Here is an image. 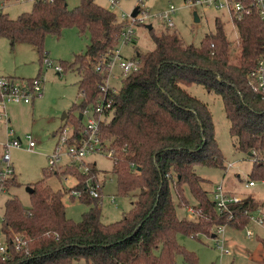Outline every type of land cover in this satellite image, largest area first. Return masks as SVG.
Masks as SVG:
<instances>
[{"label": "trees", "instance_id": "1", "mask_svg": "<svg viewBox=\"0 0 264 264\" xmlns=\"http://www.w3.org/2000/svg\"><path fill=\"white\" fill-rule=\"evenodd\" d=\"M234 23L240 44L238 64H228L227 42L216 21L214 33L205 36L197 48L182 45L172 34L151 35L152 51L133 57L140 63L139 70L124 79L119 91L106 94L112 101V114L100 124L99 138L113 151L112 172L118 191L134 197L130 214L105 226L100 222L99 201L84 196L79 200L91 208L80 222H72L65 216L63 194L36 184L28 188L29 209L13 198L3 208L2 230L8 236L23 235L29 241V255L12 253L9 261L0 264H71L80 260L86 264H171L180 251L176 234L206 235L211 226L224 223L225 216L215 213L199 187L202 180L193 172L196 165L221 166L210 115L204 104L180 87L196 84L220 97L233 147L252 160L249 180L263 181L264 100L245 84V74L261 51V24L255 14ZM65 28L89 34L85 55L76 58L82 101L73 109H93L103 97L100 88L107 77V71L96 67L107 66V55L116 47L122 28L113 13L94 0H80L74 9L65 0H55L33 3L30 13L14 20L0 17V37L11 45L28 43L40 54L45 36ZM79 121L74 119L71 124L75 138L82 128ZM97 172L91 164L87 177L93 184ZM73 174L80 179L81 188L86 176L75 170ZM11 185H15L14 177L6 181L5 190ZM184 189L195 202L194 208L200 210L195 222L175 214L176 207L187 204ZM258 206L250 197L232 204L229 209L234 218L227 226L237 222L244 226Z\"/></svg>", "mask_w": 264, "mask_h": 264}, {"label": "rangeland", "instance_id": "2", "mask_svg": "<svg viewBox=\"0 0 264 264\" xmlns=\"http://www.w3.org/2000/svg\"><path fill=\"white\" fill-rule=\"evenodd\" d=\"M69 9H74L80 4V0H65ZM99 7L113 13L116 19L119 15H130L133 8H137V19L140 24L132 28L133 39L131 43H119L118 50L122 59L130 60L135 53L145 54L153 49L151 35L162 33L175 35L182 45L197 48L203 38L214 33V22L221 27V31L227 42L228 59L230 65H236L240 61V44L235 25L233 26L228 18L219 11L212 8L205 9L199 5L187 4V0H145L141 9L138 8L137 0H117L115 6L111 7L107 0H94ZM168 6L174 8L169 14L172 23L171 28H166L158 16ZM33 3L19 2L16 0H0L2 15L11 20L17 19L22 14L32 11ZM144 12V14H140ZM195 13L197 22H193L192 13ZM1 15V16H2ZM147 26L151 30L148 31ZM89 34H79L76 28H65L59 34L46 35L43 41V52L40 54L35 47L28 43L16 42L14 45L5 37H0V77H13L15 79L28 80L40 76L43 80V96L35 100L32 106L24 104L9 103L6 106L8 122L0 121V147L8 141V131H11L22 146L10 149V165L13 169L15 185L7 188L0 198V209L3 211L4 203L8 199L19 201L23 209H29L30 196L28 188L41 184L54 192L60 191L62 204L64 205L65 216L72 222H80L82 215L91 208L86 203L73 198L69 189L76 187V167L65 166L70 162L66 154L67 146L59 139L60 130L74 124V119L79 120L83 109H73L74 105L80 104L82 96L79 94L78 82L80 75L77 71L76 58L86 53L89 44ZM45 56L53 65L65 66L62 74L58 75L53 68H48L42 62ZM62 67V66H61ZM124 75L114 61L107 79V86L119 91L124 81ZM188 96L204 104L209 112L213 140L221 156L220 167L194 166L193 172L200 180L199 187L205 192L208 201H211V192L216 185L225 188V184L233 187L237 195L254 196L256 204H260L252 214L262 217L264 221V183L254 181V186L244 188L243 184L248 178L252 160L243 153L235 150L234 138L229 136V123L225 118L222 102L218 95L205 91L201 86L190 84L180 87ZM88 109V108H86ZM63 114L66 115L62 119ZM67 115H70L69 117ZM110 117V116H109ZM86 117L83 118L85 121ZM108 119L104 120L107 122ZM56 132V133H55ZM55 133V136L53 134ZM25 136H30L35 145L29 151L26 149ZM108 145L105 152L96 153L90 156L86 162L89 165H96L97 181L100 183V222L105 226L115 224L124 216L130 214L134 197L123 195L118 191L117 177L112 172L113 160L107 155ZM59 154L57 162L50 171L48 156ZM85 161L75 163L78 166H86ZM231 164L230 168L226 166ZM58 167L60 171L57 172ZM81 173V172H79ZM82 181L92 180L87 177ZM132 175L135 176L132 172ZM62 176H65L63 178ZM80 181V179H78ZM77 180V181H78ZM78 181V182H79ZM264 181V180H263ZM226 186V187H228ZM226 189V188H225ZM172 201L175 203V196L169 188ZM187 202L186 206L176 207L175 214L178 218H186L190 221H197V216L187 218L186 208L195 206V202L183 190ZM244 230H235L224 227L222 234L213 238L214 226L210 227L208 234H198L196 237L190 235L176 234L175 242L179 248L172 257L171 264H264V249L261 242L264 241V228L252 220ZM238 222L231 225L237 226ZM251 235L246 237L245 231ZM210 233V236H209ZM215 240L221 244L216 245ZM221 247V250L219 249ZM227 253H222L223 250ZM189 254L192 261L185 259L182 253ZM71 264H86L84 260Z\"/></svg>", "mask_w": 264, "mask_h": 264}, {"label": "built area", "instance_id": "3", "mask_svg": "<svg viewBox=\"0 0 264 264\" xmlns=\"http://www.w3.org/2000/svg\"><path fill=\"white\" fill-rule=\"evenodd\" d=\"M19 2H42V3H53L55 0H16ZM111 7L115 6L117 0H107ZM145 0H137L138 8L142 6ZM187 4L199 5L202 8L209 9L212 8L215 11L221 12L228 18L229 22L234 26L235 19L238 20L242 16H250L255 14L257 19L261 24V31L263 36V43L261 51L254 61L253 66L245 74V84L250 90V92L257 96L259 99L264 100V0H187ZM174 8L168 6V8L158 16V19L162 21L166 28H171L172 23L169 19V14L173 13ZM144 14V12L140 13ZM0 9V17H1ZM138 14L135 17H130V15L124 14L123 12L119 15L118 21L122 24L117 35V44L114 49L108 53V64L103 67L100 64L96 67L97 71H107V77L103 81V85L100 90L103 93V97L95 108H88L82 111L80 115V125L81 130L78 132L77 138H75V133L73 127H69L70 132L67 133L66 127L60 130L59 139L62 143L66 144L67 152L66 154L70 157V162L65 166L76 167L77 172L84 173L89 172V163L86 160L93 154H100L105 152V144L100 141L99 129L100 124L104 120L109 119L112 114V101L106 99V94L108 92L116 93V91L110 89L107 86V79L110 73V69L114 63L117 62L118 67L122 71L123 77L126 78L130 74L136 73L140 68V63L135 59L130 60L122 59L120 52L118 50V44L121 42L123 44L131 43L133 39L132 28L137 24H140V19H137ZM42 62L48 68H53L56 74L60 75L63 72V68L60 65H53L50 60L45 56L42 57ZM43 96V80L40 76L36 78L28 79L26 81L21 79H15L13 77H0V121L8 122L6 106L9 103L12 104H30L33 99H39ZM86 117L85 121L83 118ZM26 149L31 150L35 143L30 136H25ZM22 143L14 137L11 131H8V141L0 147V198L6 192L5 183L7 180L14 177L13 169L10 165V149L20 148ZM107 155L114 161L113 151L109 149L106 151ZM59 154L54 153L48 156V164L50 166V171L53 172L52 167L57 162ZM85 161L86 166H76L75 163H80ZM231 167V164L226 166ZM60 167H58L57 172H59ZM67 180L65 176H62ZM165 179H169L168 175H165ZM264 181H261L263 183ZM76 187L69 189V194L75 199H81L84 196H88L92 199L100 201V183L91 182V180H86L79 186V182L76 180ZM245 187L254 186L253 181H247L244 185ZM242 199L236 196H228L222 189L221 185H216L211 192V202L213 203V209L217 215H224L225 221L223 224L215 226L213 231V238L217 239V235L222 234L224 227L233 220L234 215L230 211L232 204L240 202ZM199 208L194 207L186 208L187 218H192L199 215ZM248 220H252L258 225H262L264 228V221L259 214L250 213ZM4 221L3 211L0 209V262L9 261L12 257V253L23 254L24 256L29 255L28 240L21 234H14L8 236L2 230ZM246 237H249L251 233L249 231L245 232ZM216 245L221 244V240L217 242ZM221 250V247H219ZM222 253L226 254L227 250H223Z\"/></svg>", "mask_w": 264, "mask_h": 264}, {"label": "crops", "instance_id": "4", "mask_svg": "<svg viewBox=\"0 0 264 264\" xmlns=\"http://www.w3.org/2000/svg\"><path fill=\"white\" fill-rule=\"evenodd\" d=\"M35 100H37V99H33L31 102H30V104H26V105H28V106H32L33 105V103L35 102ZM25 104H24V106H21V107H25L26 106ZM27 107V106H26ZM6 111H7V109H6ZM56 133V132H55ZM55 133L53 134V136H55ZM94 165H95V163H94ZM95 167H96V165H95ZM230 168V167H229ZM96 169H97V167H96ZM98 170V169H97ZM99 171V170H98ZM99 173H100V171H99ZM247 181H249V179H247L246 181H245V183L247 182ZM245 183L243 184V186L245 185ZM264 183V182H263ZM221 186H222V184H221ZM225 186V188L222 186V189H223V191L225 192V194L226 195H228V196H236V197H239V198H241V199H244L245 197H250V196H242V195H237L236 193H235V191H233V187L232 186H228V184L226 185H224ZM226 186H228V187H226ZM253 187V186H252ZM244 188H248V187H245L244 186ZM249 188H251V187H249ZM252 200H253V202H255V201H257L255 198H254V196H252V197H250ZM256 203V202H255ZM259 206H260V204H259ZM249 222H247L244 226H242L241 227V229H239V228H237L236 227V225L233 227V226H228V227H230V228H233V229H235V230H244V228L247 226V224H248ZM237 226H239V224H237ZM246 231H248V230H246ZM245 231V232H246ZM261 246H262V249H264V241H262L261 242Z\"/></svg>", "mask_w": 264, "mask_h": 264}, {"label": "water", "instance_id": "5", "mask_svg": "<svg viewBox=\"0 0 264 264\" xmlns=\"http://www.w3.org/2000/svg\"><path fill=\"white\" fill-rule=\"evenodd\" d=\"M136 14H137V9L136 8H133L132 9V11L130 12V17H135L136 16ZM192 16H193V22H197V18H196V15H195V13L193 12L192 13ZM147 29L149 30L150 29V27L149 26H147ZM66 117V115L65 114H63V116H62V119H64ZM80 117V116H79ZM28 191L30 192V190L28 189Z\"/></svg>", "mask_w": 264, "mask_h": 264}]
</instances>
